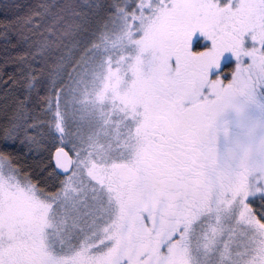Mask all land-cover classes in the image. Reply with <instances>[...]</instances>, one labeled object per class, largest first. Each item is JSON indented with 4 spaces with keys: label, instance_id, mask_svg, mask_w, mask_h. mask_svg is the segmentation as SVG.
<instances>
[{
    "label": "snow or ice",
    "instance_id": "snow-or-ice-1",
    "mask_svg": "<svg viewBox=\"0 0 264 264\" xmlns=\"http://www.w3.org/2000/svg\"><path fill=\"white\" fill-rule=\"evenodd\" d=\"M0 264H264V0H2Z\"/></svg>",
    "mask_w": 264,
    "mask_h": 264
},
{
    "label": "trees",
    "instance_id": "trees-1",
    "mask_svg": "<svg viewBox=\"0 0 264 264\" xmlns=\"http://www.w3.org/2000/svg\"><path fill=\"white\" fill-rule=\"evenodd\" d=\"M0 2H2V0H0Z\"/></svg>",
    "mask_w": 264,
    "mask_h": 264
}]
</instances>
